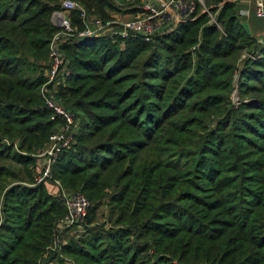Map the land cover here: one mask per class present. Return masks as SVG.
<instances>
[{
  "label": "trees",
  "instance_id": "obj_1",
  "mask_svg": "<svg viewBox=\"0 0 264 264\" xmlns=\"http://www.w3.org/2000/svg\"><path fill=\"white\" fill-rule=\"evenodd\" d=\"M62 1L0 0V264H264V41L226 0L149 40L78 37L71 13L56 97L79 121L52 174L91 205L84 234L53 248L66 205L35 166L62 124L42 93Z\"/></svg>",
  "mask_w": 264,
  "mask_h": 264
},
{
  "label": "built area",
  "instance_id": "obj_2",
  "mask_svg": "<svg viewBox=\"0 0 264 264\" xmlns=\"http://www.w3.org/2000/svg\"><path fill=\"white\" fill-rule=\"evenodd\" d=\"M197 2L202 4L203 0H141L140 8L144 11L143 18L139 17L138 21L116 26L114 25L116 21L89 13L74 0L62 1L61 9L54 13L53 18L54 23L61 28V32L54 36L50 44L49 68L46 71L48 81L42 87L46 106L53 110L55 117L62 120V124L58 130L51 134L47 146L37 154L36 169L39 174L37 183L52 178L53 166L59 154L75 142L76 115L56 97L57 86L64 83L70 73L65 66L59 40L61 33L70 36L75 31L71 13L76 11L83 24V29L76 34L78 37L109 35L114 39L140 34L149 40L162 25L164 19H173L178 23L197 18L204 11L201 9L198 14L193 15ZM256 13L258 16L264 17V0H257ZM137 31L139 33H134ZM236 92L235 89L232 95ZM235 98L232 97L234 103H236ZM54 184L57 194L61 196L66 205V214L56 224L54 234L57 235L66 228L80 225L85 220L91 203L83 193L67 191L59 179H55ZM54 243L58 244L56 240Z\"/></svg>",
  "mask_w": 264,
  "mask_h": 264
},
{
  "label": "rangeland",
  "instance_id": "obj_3",
  "mask_svg": "<svg viewBox=\"0 0 264 264\" xmlns=\"http://www.w3.org/2000/svg\"><path fill=\"white\" fill-rule=\"evenodd\" d=\"M112 1L115 3V5L119 9V10H116V11L114 10V11L110 12L111 19H112L111 21H116L115 24H114L116 26H121V25H123L126 22L138 21L139 20L138 18L143 16L144 11H142V9L140 11V5H141L140 2H141V0L140 1H138V0H112ZM226 1L236 2L237 0H226ZM207 4H208L207 0H203L202 4L200 3V9H202V10L204 9V11L201 12V14L207 11L209 13V16L212 18V20L215 21L216 13L212 12L211 11L212 8L209 7ZM223 4H224V2L218 3L216 5L217 9H220ZM134 6L139 7V8H137L139 10H137L136 12L130 11L131 7H134ZM172 21H175V20L172 19ZM59 32H61V31H59ZM134 33H139V32L137 31V32H134ZM131 34H133V33H131ZM131 36H133V35H131ZM67 38L69 39L67 41H71L72 37L64 35L63 33H61L60 34L59 43H61L64 39H67ZM244 56L242 58H244ZM241 65L242 64H240V66ZM239 79H240L239 75H238V77L235 76V83H236V86H237V92L234 95L231 94V103H234L233 100H232V97H234V98L236 97L235 98L236 99V103H234V104H237V105L242 100L240 92H239ZM233 93H234V91H233ZM78 121L79 120L77 118V123H78ZM38 175L39 174L37 173V169H36V166H35V182L36 183H37ZM55 179L56 178H54L52 176V178H50L48 180H45L43 182H45V183H47V182L49 183L50 182L51 184H54L55 183ZM84 231H85V226L82 223V224L77 225V226H72V227L66 228L64 231H62L61 233H59L57 235L54 234L55 240L57 241L58 244L55 243L53 248L57 247L60 244L67 243L70 237H75V236H78L80 234H84ZM61 258L64 259L63 261H64L65 264H74V260H72L68 256L67 257L62 256ZM50 264H58L57 259H55L52 262H50Z\"/></svg>",
  "mask_w": 264,
  "mask_h": 264
},
{
  "label": "crops",
  "instance_id": "obj_4",
  "mask_svg": "<svg viewBox=\"0 0 264 264\" xmlns=\"http://www.w3.org/2000/svg\"><path fill=\"white\" fill-rule=\"evenodd\" d=\"M237 4L245 29L260 42L264 41V17H260L256 13L257 0H237ZM47 184L56 192L57 188L54 184L50 182Z\"/></svg>",
  "mask_w": 264,
  "mask_h": 264
}]
</instances>
